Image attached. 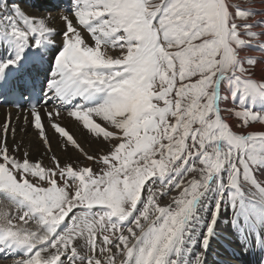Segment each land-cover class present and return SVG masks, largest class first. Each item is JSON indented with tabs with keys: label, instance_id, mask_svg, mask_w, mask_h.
Segmentation results:
<instances>
[{
	"label": "snow or ice",
	"instance_id": "1",
	"mask_svg": "<svg viewBox=\"0 0 264 264\" xmlns=\"http://www.w3.org/2000/svg\"><path fill=\"white\" fill-rule=\"evenodd\" d=\"M258 4L68 0L58 30L51 11L0 0V95L26 100L21 131L31 125L51 162L20 155L9 113L0 124V259L233 264L239 249L264 264ZM44 64L33 104L29 72ZM65 113L106 150L86 151L60 123ZM45 117L76 160L53 152Z\"/></svg>",
	"mask_w": 264,
	"mask_h": 264
},
{
	"label": "bare ground",
	"instance_id": "2",
	"mask_svg": "<svg viewBox=\"0 0 264 264\" xmlns=\"http://www.w3.org/2000/svg\"><path fill=\"white\" fill-rule=\"evenodd\" d=\"M19 2L22 4L24 9L31 13L32 15L41 16L46 15L47 12H43V9L45 7L52 9L55 6L54 0H19ZM257 6H259L257 1ZM52 7V8H51ZM51 11V10H50ZM53 19L50 21L51 24H53L58 30L63 28V23L58 20V17L60 14L51 13ZM59 36L56 38L57 43H60ZM51 108V107H49ZM11 114V119L13 122V125L16 127V136L15 141L16 142H22L23 148L21 150L20 155L23 154L24 151H28L30 153V156L33 160L39 159L42 161L44 165H50V160L48 156L45 155V147L43 143L40 141V139L36 136L35 132L33 131L31 125L27 126V131H21L22 128H25L24 124V116L27 114V110H13L10 107H3L0 106V124H2L5 119L8 117V114ZM31 119V117H29ZM44 123L47 126V118H44ZM60 123L65 126L67 129L71 131L72 134L77 138L78 142L82 145L84 148L87 144L88 149H85L86 151L92 153V152H98L101 149L105 148V145L95 142V140L90 137L85 130H83L74 120L71 118H68L66 113L63 114V119L60 121ZM47 134L51 140L52 150L53 152L62 160V161H74L76 160L77 156H79V153H77L75 150L69 148L67 151H65L61 144L59 143V137L58 135L51 129L50 126L46 127ZM10 147L12 146L11 138L9 140ZM106 150V149H105ZM50 155V154H49ZM82 157H80V162L82 163ZM227 247V245H225ZM235 247V246H233ZM193 251H195V248H193ZM237 255L233 259V264H249L248 262V254H244L240 252L239 249H236ZM221 257H217L215 253H213L210 256V260H217ZM0 264H12L11 262Z\"/></svg>",
	"mask_w": 264,
	"mask_h": 264
},
{
	"label": "rangeland",
	"instance_id": "3",
	"mask_svg": "<svg viewBox=\"0 0 264 264\" xmlns=\"http://www.w3.org/2000/svg\"><path fill=\"white\" fill-rule=\"evenodd\" d=\"M258 1V0H257ZM52 8V7H51ZM53 9V8H52ZM52 9H49V8H47V7H45L44 9H43V12H48V11H52ZM60 12H61V10H58L57 12H56V10H53L51 13H53V15H54V13H55V15L56 14H60ZM58 20L60 21V19H59V17H58ZM62 23V22H61ZM63 29V28H62ZM62 29H59V30H62ZM59 40H60V38H59ZM60 42H61V40H60ZM58 44V43H57ZM60 44V43H59ZM227 107H231V105L230 104H228L227 105ZM224 115H225V117L226 118H228L229 117V114H228V112H225L224 113ZM86 147V148H85ZM84 148L85 149H88V146H87V144H86V146H85ZM106 149V147L104 148V149H101L100 151H102V150H105ZM37 160H39V159H37ZM82 163H90V162H88V161H84L83 160V158H82ZM0 260H2V259H0ZM12 259H8V260H3L4 262L3 263H7V262H11V263H13L12 261H11ZM1 263V262H0Z\"/></svg>",
	"mask_w": 264,
	"mask_h": 264
}]
</instances>
